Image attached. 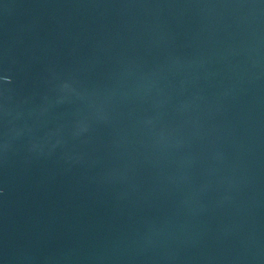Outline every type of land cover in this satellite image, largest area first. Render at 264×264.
<instances>
[{"label":"water","instance_id":"95a60500","mask_svg":"<svg viewBox=\"0 0 264 264\" xmlns=\"http://www.w3.org/2000/svg\"><path fill=\"white\" fill-rule=\"evenodd\" d=\"M0 264H264V0H0Z\"/></svg>","mask_w":264,"mask_h":264}]
</instances>
